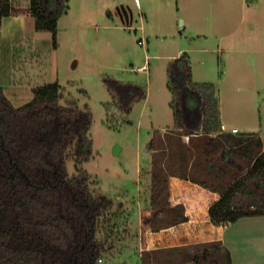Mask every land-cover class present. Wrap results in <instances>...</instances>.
<instances>
[{
	"label": "rangeland",
	"instance_id": "374dc122",
	"mask_svg": "<svg viewBox=\"0 0 264 264\" xmlns=\"http://www.w3.org/2000/svg\"><path fill=\"white\" fill-rule=\"evenodd\" d=\"M116 1L113 14L100 12L92 21L78 0H70L69 11L59 20L56 48L48 31H34L39 34L34 43L0 42V81L13 79L23 86L16 106L31 99L29 87L53 81L65 89L62 103L73 99L80 108L88 105L93 154L80 169L91 176L94 191L114 200L112 211L121 212L113 256L108 251L99 264H141L148 251H141L138 239L140 213L151 201L153 149L164 132L175 128L168 66L188 54L192 80L216 86L226 121L240 127V133L258 132L264 140V54H259L264 53V0L259 7L254 2L245 6V0H195L183 9L179 0H138L141 11L136 0ZM122 3L134 11L132 26L116 14ZM14 6L17 13L31 14L30 0H14ZM143 66L147 70H134ZM106 76L144 87L147 97L134 103L130 113L120 111L104 83ZM67 168L70 175L77 173L74 160H67ZM242 223L254 227L257 236L247 241L241 235L240 243L228 248L233 264H264V217L242 219L235 226ZM128 231L131 237L125 236ZM228 235L236 234L230 230ZM206 247L192 243L149 252L151 262L195 264L193 255ZM205 264L220 261L211 258Z\"/></svg>",
	"mask_w": 264,
	"mask_h": 264
},
{
	"label": "trees",
	"instance_id": "16d2710c",
	"mask_svg": "<svg viewBox=\"0 0 264 264\" xmlns=\"http://www.w3.org/2000/svg\"><path fill=\"white\" fill-rule=\"evenodd\" d=\"M29 9L34 29L50 32L56 48L59 20L69 11L70 0H30ZM14 14V0H0V29L3 19ZM168 77L175 126L189 139L154 152L151 201L142 213V226L159 229L188 220L184 205L171 199V176L220 193L209 207L216 226L264 216L262 138L221 131L217 88L192 80L188 54L170 62ZM104 83L124 113L147 97L145 88L133 82L106 76ZM32 91L30 100L16 106L0 86V264H99L108 258L105 253L112 255L121 212L112 211L114 200L94 191L91 176L80 169L93 154L92 112L73 99L62 103L65 89L58 81ZM70 159L77 168L73 175L67 168ZM125 236L131 237L130 231ZM205 245L193 255L195 264L211 258L232 264L220 241ZM152 256L149 251L141 255V264H160L158 259L151 262Z\"/></svg>",
	"mask_w": 264,
	"mask_h": 264
},
{
	"label": "crops",
	"instance_id": "0c3cea01",
	"mask_svg": "<svg viewBox=\"0 0 264 264\" xmlns=\"http://www.w3.org/2000/svg\"><path fill=\"white\" fill-rule=\"evenodd\" d=\"M79 7L83 11L85 15H88L89 20H94L98 15V13H108L113 14L112 8L118 2L116 0H78ZM115 1V2H114ZM137 1V9L141 11L140 4ZM196 2L195 0H179L180 8H185L187 4ZM114 2V3H113ZM122 2V1H121ZM120 2V3H121ZM207 0H205L206 4ZM258 3L256 7H259L262 3L261 0H245L244 5L251 6L254 3ZM251 3V4H250ZM123 4V3H122ZM255 7V6H254ZM143 13V12H142ZM149 11L144 12L143 15L148 16ZM116 14L119 15L116 11ZM126 26H129L125 23ZM132 26V25H130ZM36 31L34 29V18L31 14L25 13H17L11 15L9 17H5L2 22V27L0 29V42L13 44L16 40H23L25 42L32 43L36 42L35 39L39 34L36 35L34 33ZM40 32V31H36ZM229 32L225 37H228ZM52 37V35H51ZM229 53V51H228ZM232 54V53H229ZM264 54V53H259ZM240 66V63H239ZM1 73V72H0ZM1 76V74H0ZM15 80L9 79V83L3 84L0 81V86L3 88L5 95L10 99V101L15 105V99L21 98L22 88L21 85H15ZM13 82V83H11ZM3 84V85H2ZM34 87H29V91L33 93L32 89ZM260 92V90L258 89ZM261 93V92H260ZM32 98V97H31ZM30 100V99H28ZM27 102V101H26ZM220 102V118L221 123L225 124L229 128L236 127L239 131H242L240 127L237 125H230L226 121V116L224 113V103L222 100ZM22 105V104H21ZM228 133L230 131H223ZM242 133V132H241ZM244 133H252L249 130H244ZM252 134L262 136L258 132H253ZM157 140L155 148L153 152L159 151H168L174 148L177 145L184 144L188 142V136L184 134L182 129H179L175 126V128L171 131H166L159 137ZM263 140V138H262ZM263 151H264V140H263ZM170 191H171V199L175 204H183L185 207L186 215L188 216V220L179 224L166 226L159 229H151V228H140V232L138 235V239L140 238V248L141 251H150V250H163V249H174L182 244H192V243H209L214 241H220L223 248L230 250L228 248L231 247L232 244H239L240 239L239 236H243V240L247 239V241L251 239H255L257 233L252 231L255 229L252 227L250 229V224L242 223L240 226L239 221L246 218H261L264 216H254V217H244L236 221V223H232L227 226H216L214 225L209 216V207L210 205L216 201L220 193L208 188L203 187L202 185L190 180L181 178L178 176L170 177ZM143 211L140 213V220L142 218ZM250 222V220H247ZM232 227V228H230ZM233 230L236 235L232 236L231 239L229 237V231ZM264 235V234H263ZM149 243L148 247L144 246V243ZM252 244V243H251ZM230 252V251H229ZM231 254V253H230ZM167 258V257H166ZM232 264L234 261L233 254H231ZM161 264V263H160Z\"/></svg>",
	"mask_w": 264,
	"mask_h": 264
},
{
	"label": "water",
	"instance_id": "95a60500",
	"mask_svg": "<svg viewBox=\"0 0 264 264\" xmlns=\"http://www.w3.org/2000/svg\"><path fill=\"white\" fill-rule=\"evenodd\" d=\"M117 13L119 14V17L121 18V21L123 23H127L129 26L132 25L134 21V11L133 9L126 4H121L117 8ZM119 151L117 148H115V153H118Z\"/></svg>",
	"mask_w": 264,
	"mask_h": 264
},
{
	"label": "built area",
	"instance_id": "2783aa9c",
	"mask_svg": "<svg viewBox=\"0 0 264 264\" xmlns=\"http://www.w3.org/2000/svg\"><path fill=\"white\" fill-rule=\"evenodd\" d=\"M139 43L142 44V41H139ZM134 70L140 72V71L147 70V68L145 66H143V67H137ZM221 131H230L232 133H239V129L238 128H236V127L229 128L225 124L221 125Z\"/></svg>",
	"mask_w": 264,
	"mask_h": 264
}]
</instances>
